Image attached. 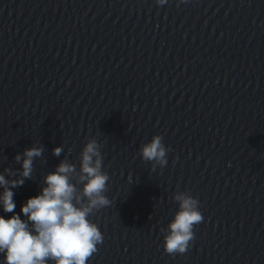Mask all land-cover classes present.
Returning a JSON list of instances; mask_svg holds the SVG:
<instances>
[{
  "label": "clouds",
  "instance_id": "clouds-1",
  "mask_svg": "<svg viewBox=\"0 0 264 264\" xmlns=\"http://www.w3.org/2000/svg\"><path fill=\"white\" fill-rule=\"evenodd\" d=\"M164 5L167 0H156ZM101 145L95 138L87 140L80 153V166L67 159L61 161L55 171L44 177L45 186L39 194L29 197L21 206V219L15 213L13 188L22 186L24 179H6L0 174V205L5 213H12L9 218L0 215V254L4 264H87L98 251L97 245L103 243V234L98 225L89 217L94 211L111 206L105 195L110 179L103 170ZM43 149L32 147L23 153L22 171L19 176L30 179L33 172V159L40 157ZM62 147L53 149L59 156ZM168 149L161 135H154L150 142L142 144L139 155L142 160L152 163L155 171L158 164L164 168ZM17 162L21 161L18 154ZM9 175L14 173L5 169ZM82 185V187H77ZM173 200L178 202V211L168 224L160 231L163 237V249L166 254H184L195 239V226L203 222L200 202L188 191H177Z\"/></svg>",
  "mask_w": 264,
  "mask_h": 264
}]
</instances>
